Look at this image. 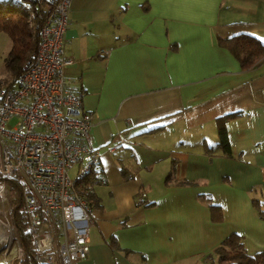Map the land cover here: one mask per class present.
<instances>
[{
	"label": "crops",
	"instance_id": "0c3cea01",
	"mask_svg": "<svg viewBox=\"0 0 264 264\" xmlns=\"http://www.w3.org/2000/svg\"><path fill=\"white\" fill-rule=\"evenodd\" d=\"M67 15L63 78L91 114L92 176L107 181L73 264H217L231 234L264 253V57L241 70L216 44H264V0H70Z\"/></svg>",
	"mask_w": 264,
	"mask_h": 264
},
{
	"label": "built area",
	"instance_id": "2783aa9c",
	"mask_svg": "<svg viewBox=\"0 0 264 264\" xmlns=\"http://www.w3.org/2000/svg\"><path fill=\"white\" fill-rule=\"evenodd\" d=\"M36 1L47 11L37 52L14 87L0 89V177L20 189L35 264H73L88 256L89 199L107 181L91 175L99 163L91 146V114L82 94L63 78L70 0ZM144 198L141 193L138 201ZM12 199L10 183H0V207L9 217ZM7 219L0 220L7 233L0 244L7 254L12 245L18 248L13 264L22 249Z\"/></svg>",
	"mask_w": 264,
	"mask_h": 264
},
{
	"label": "trees",
	"instance_id": "16d2710c",
	"mask_svg": "<svg viewBox=\"0 0 264 264\" xmlns=\"http://www.w3.org/2000/svg\"><path fill=\"white\" fill-rule=\"evenodd\" d=\"M18 9L23 13L15 11ZM46 16L47 11L44 5L39 4L36 0H0V33H4L11 44L3 66L5 72L14 78L8 86L3 85V89L14 87L16 77L36 54L39 44V32ZM216 44L226 49L238 61L241 70L249 69L256 61L264 57V44L248 34H238L224 39L217 38ZM237 115L239 114H228L218 120V145L224 152H228L230 149L224 123ZM207 150H209V147ZM2 182H9L11 185L13 209L10 218L22 248V257L15 260L13 264H35L20 189L10 179L0 177V183ZM91 201L92 197L89 199L90 207L92 205ZM220 211L219 205H210L213 221L218 222L222 219ZM259 216L264 218L262 212H259ZM213 254L216 257L217 264H264V253L249 255L243 241L236 234H231L225 238Z\"/></svg>",
	"mask_w": 264,
	"mask_h": 264
},
{
	"label": "rangeland",
	"instance_id": "374dc122",
	"mask_svg": "<svg viewBox=\"0 0 264 264\" xmlns=\"http://www.w3.org/2000/svg\"><path fill=\"white\" fill-rule=\"evenodd\" d=\"M15 11H18L19 13H23L20 9L15 10ZM9 44H10L9 38L5 34L0 33V89H2L3 85L8 86L11 80L14 79L13 77L9 75V73L5 72L4 66H3L4 59L6 58L7 53H8ZM14 122H15V119H11L8 125L12 126ZM5 218H8L9 220H11V218L7 214V208L5 207L4 209H2L0 207V220L5 221ZM6 235L7 233L5 232L4 227L0 222V242L1 240H4L3 238H6ZM3 246H5V244H2L0 246V264H11L12 261L14 260V257L17 253L18 248L15 245H12L11 248L8 250V254H7L5 253L6 249L4 251Z\"/></svg>",
	"mask_w": 264,
	"mask_h": 264
},
{
	"label": "bare ground",
	"instance_id": "6f19581e",
	"mask_svg": "<svg viewBox=\"0 0 264 264\" xmlns=\"http://www.w3.org/2000/svg\"><path fill=\"white\" fill-rule=\"evenodd\" d=\"M2 235V234H1ZM5 263V262H4Z\"/></svg>",
	"mask_w": 264,
	"mask_h": 264
}]
</instances>
